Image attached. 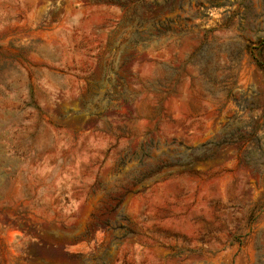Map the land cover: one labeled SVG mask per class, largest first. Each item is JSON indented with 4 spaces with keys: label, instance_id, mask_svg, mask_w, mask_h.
<instances>
[{
    "label": "rangeland",
    "instance_id": "1",
    "mask_svg": "<svg viewBox=\"0 0 264 264\" xmlns=\"http://www.w3.org/2000/svg\"><path fill=\"white\" fill-rule=\"evenodd\" d=\"M0 264H264V0H0Z\"/></svg>",
    "mask_w": 264,
    "mask_h": 264
}]
</instances>
